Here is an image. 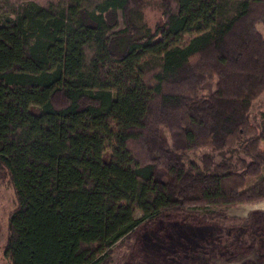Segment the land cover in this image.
Listing matches in <instances>:
<instances>
[{
	"label": "trees",
	"instance_id": "obj_1",
	"mask_svg": "<svg viewBox=\"0 0 264 264\" xmlns=\"http://www.w3.org/2000/svg\"><path fill=\"white\" fill-rule=\"evenodd\" d=\"M259 24L264 0L29 1L2 17L8 264H113L142 223L158 255L167 224L200 238L188 264L210 230L250 236L264 264V210L229 214L264 200Z\"/></svg>",
	"mask_w": 264,
	"mask_h": 264
},
{
	"label": "rangeland",
	"instance_id": "obj_2",
	"mask_svg": "<svg viewBox=\"0 0 264 264\" xmlns=\"http://www.w3.org/2000/svg\"><path fill=\"white\" fill-rule=\"evenodd\" d=\"M29 1L45 4L49 1L59 0H0V19L6 15L11 14L13 10L18 9L19 6ZM147 16L149 20L153 21L156 17V13L152 9H148ZM258 30L264 37V28L261 24L258 25ZM206 89H212V85L207 84ZM263 109L264 92L259 97H257L250 109L251 120H253V122H256V118H258V111H261ZM261 149H264V144L261 145ZM13 207V190L10 186H7L4 181L0 180V264H8V260L3 254V245L5 240L6 224L8 221L9 211ZM256 207L264 209V202L256 206L254 204L238 205L235 208L229 209V214L245 217L251 210H254ZM140 215L141 213L139 211H135V217H139ZM161 225H163V222L156 223L154 227L158 228V226ZM166 225L167 224L163 225V227ZM163 227L159 229L158 234H162L165 232L171 233L170 235L164 236V239L161 238L163 241L162 246L167 243V248H165V250H167L166 254L162 253L158 255V252L160 251L156 252L154 249L158 245H153L152 242H149L147 239H145L149 234H144L141 237L144 231L149 229L148 225L142 223L141 225H139L137 231L133 233L129 240L130 243L128 244H131L133 246L132 251L131 249L127 248L129 245H124L123 247H121L122 243L118 242L111 247L113 264H188L191 260L194 259L193 257H195V260L198 258V256L200 255L198 252L194 253L192 257H188L187 259L186 256L183 255V252L194 249L193 245L195 242L200 241L199 237L195 236L193 237V239L187 238L185 235L187 227L179 226V228H174L172 226L169 231L167 229L168 226H166L165 229ZM218 231L219 230H210L207 235L204 234L202 249H199V252L204 251L203 255L205 256V258L196 264H201L202 261H204V264H250L252 262H255V264H257L259 262L254 254V250H247V244L249 246L253 245V243H250L253 241L250 240V236H248V240H244L243 236H241V240H237V235H240L239 233H237V231L233 233L230 232L228 236H225V234L229 232L218 233ZM175 242H178V245H180L179 255H181L182 257H178V254L175 255L174 253L171 254L170 252V249L174 248L175 245H177L175 244ZM221 251L227 252L228 255L223 258L219 257L218 253ZM120 252L123 253L122 260L120 259ZM153 252L157 255H154ZM131 254H133V256H131Z\"/></svg>",
	"mask_w": 264,
	"mask_h": 264
},
{
	"label": "crops",
	"instance_id": "obj_3",
	"mask_svg": "<svg viewBox=\"0 0 264 264\" xmlns=\"http://www.w3.org/2000/svg\"><path fill=\"white\" fill-rule=\"evenodd\" d=\"M261 145H263V144H261ZM264 150V149H263ZM264 202V200H262V201H260V202H257V203H254V205L256 206V205H259L260 203H263ZM253 205V204H252ZM255 209H262V210H264L263 208H259V207H256Z\"/></svg>",
	"mask_w": 264,
	"mask_h": 264
}]
</instances>
